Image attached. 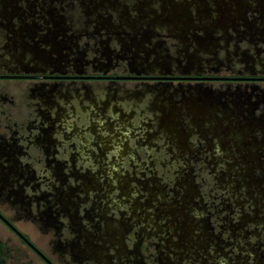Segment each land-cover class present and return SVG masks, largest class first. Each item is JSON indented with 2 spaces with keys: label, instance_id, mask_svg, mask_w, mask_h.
<instances>
[{
  "label": "flooded vegetation",
  "instance_id": "obj_1",
  "mask_svg": "<svg viewBox=\"0 0 264 264\" xmlns=\"http://www.w3.org/2000/svg\"><path fill=\"white\" fill-rule=\"evenodd\" d=\"M0 264H264V0H0Z\"/></svg>",
  "mask_w": 264,
  "mask_h": 264
}]
</instances>
